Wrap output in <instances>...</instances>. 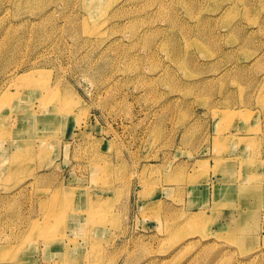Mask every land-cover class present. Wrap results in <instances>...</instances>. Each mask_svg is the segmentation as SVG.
Segmentation results:
<instances>
[{
  "label": "rangeland",
  "instance_id": "374dc122",
  "mask_svg": "<svg viewBox=\"0 0 264 264\" xmlns=\"http://www.w3.org/2000/svg\"><path fill=\"white\" fill-rule=\"evenodd\" d=\"M244 156L264 0H0V264H264Z\"/></svg>",
  "mask_w": 264,
  "mask_h": 264
},
{
  "label": "bare ground",
  "instance_id": "6f19581e",
  "mask_svg": "<svg viewBox=\"0 0 264 264\" xmlns=\"http://www.w3.org/2000/svg\"><path fill=\"white\" fill-rule=\"evenodd\" d=\"M17 80H19V82H21V83H24L25 81H24V77L23 76H20ZM12 99H11V97L9 96V95H5L4 96V98H3V102L4 103H9L10 101H11ZM3 125H4V127H6V121H4L3 122ZM22 128V127H21ZM236 134V136L237 137H239V138H245V139H247L248 138V136H246V135H242V134H238V133H234V135ZM11 136V135H10ZM231 136H233V135H226V137H231ZM15 150L17 151V152H15V154L14 155H16V153H18V151L20 150V148L18 147V146H16V148H15ZM14 150V151H15ZM13 151V152H14ZM241 161H243L245 164H246V166H249V167H253L251 170H252V172L249 174V177H255V178H257V179H259L260 180V182H258L257 184H255V187L256 188H258V189H261V188H263L264 187V170L261 172V173H258V172H255L254 171V169H256L258 166H262L261 165V160H259V159H256V158H251V157H248V156H244L243 157V159L241 160ZM241 163V162H240ZM252 181V180H251ZM243 185V184H242ZM244 188H246V187H244ZM252 188H249V190H251ZM244 191V190H243ZM245 192V191H244ZM250 195V194H249ZM191 220H196V219H191ZM68 250V249H67Z\"/></svg>",
  "mask_w": 264,
  "mask_h": 264
},
{
  "label": "crops",
  "instance_id": "0c3cea01",
  "mask_svg": "<svg viewBox=\"0 0 264 264\" xmlns=\"http://www.w3.org/2000/svg\"><path fill=\"white\" fill-rule=\"evenodd\" d=\"M248 126H249V127H248ZM244 127H245V128H250V124H248V125L246 124V125H244ZM245 133H246V130H245V132H241V133H238V134H242V135L244 136Z\"/></svg>",
  "mask_w": 264,
  "mask_h": 264
}]
</instances>
